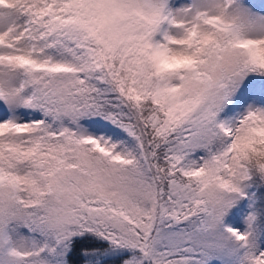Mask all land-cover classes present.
Returning a JSON list of instances; mask_svg holds the SVG:
<instances>
[{
  "label": "snow or ice",
  "instance_id": "1",
  "mask_svg": "<svg viewBox=\"0 0 264 264\" xmlns=\"http://www.w3.org/2000/svg\"><path fill=\"white\" fill-rule=\"evenodd\" d=\"M0 264H264V0H0Z\"/></svg>",
  "mask_w": 264,
  "mask_h": 264
}]
</instances>
